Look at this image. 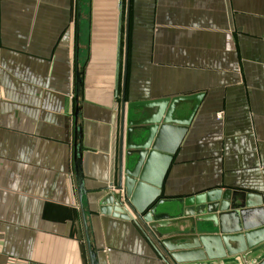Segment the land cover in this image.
<instances>
[{"label":"crops","instance_id":"obj_1","mask_svg":"<svg viewBox=\"0 0 264 264\" xmlns=\"http://www.w3.org/2000/svg\"><path fill=\"white\" fill-rule=\"evenodd\" d=\"M126 5L0 0V264H90L88 241L97 264H173L160 239L211 233L185 199L264 198V0H130L127 48ZM194 95L173 103L172 119L192 116L160 187L169 224L100 214L121 136L127 170L159 102Z\"/></svg>","mask_w":264,"mask_h":264},{"label":"water","instance_id":"obj_2","mask_svg":"<svg viewBox=\"0 0 264 264\" xmlns=\"http://www.w3.org/2000/svg\"><path fill=\"white\" fill-rule=\"evenodd\" d=\"M121 4L122 0L120 7ZM129 10L130 0H127L126 48ZM125 80L126 68H124L122 85V103H124ZM80 82V73L76 71V97L80 93ZM188 99L199 102L200 95L173 99L170 104L168 99L159 102L156 114L146 121L147 126L144 128L146 137L136 151L135 163L127 170L122 168L121 136L115 185L104 188L99 200L100 214L131 221L139 228L138 222L146 224L156 233L158 228L169 224V215L158 211V207L164 203V200L159 198L160 187L170 160L192 116L191 113L189 119L184 121L172 119L173 103ZM79 141L80 127H76L73 160L78 197L81 200L84 189ZM158 160L162 161L160 168L157 170L158 173L152 176V166ZM183 204L185 215L194 216L198 222L211 224V229H207V232L211 233L192 236L189 237V241L181 243H171L170 238L160 239L158 244L173 264L205 261L212 264H264V198L257 202L248 201L230 190L213 189L193 195L185 199ZM88 249L90 264H97L96 254L89 241ZM158 254L160 255L159 251Z\"/></svg>","mask_w":264,"mask_h":264},{"label":"built area","instance_id":"obj_3","mask_svg":"<svg viewBox=\"0 0 264 264\" xmlns=\"http://www.w3.org/2000/svg\"><path fill=\"white\" fill-rule=\"evenodd\" d=\"M27 264H30V263H27Z\"/></svg>","mask_w":264,"mask_h":264}]
</instances>
